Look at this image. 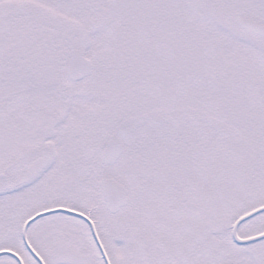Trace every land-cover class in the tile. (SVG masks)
I'll use <instances>...</instances> for the list:
<instances>
[{"label":"snow or ice","instance_id":"snow-or-ice-1","mask_svg":"<svg viewBox=\"0 0 264 264\" xmlns=\"http://www.w3.org/2000/svg\"><path fill=\"white\" fill-rule=\"evenodd\" d=\"M0 264H264V0H0Z\"/></svg>","mask_w":264,"mask_h":264}]
</instances>
